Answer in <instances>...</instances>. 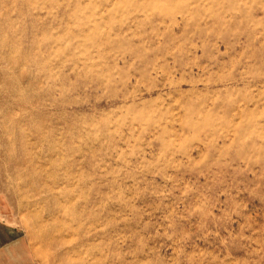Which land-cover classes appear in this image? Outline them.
Masks as SVG:
<instances>
[{"label": "rangeland", "instance_id": "1", "mask_svg": "<svg viewBox=\"0 0 264 264\" xmlns=\"http://www.w3.org/2000/svg\"><path fill=\"white\" fill-rule=\"evenodd\" d=\"M0 213L36 264H264V0H0Z\"/></svg>", "mask_w": 264, "mask_h": 264}, {"label": "crops", "instance_id": "2", "mask_svg": "<svg viewBox=\"0 0 264 264\" xmlns=\"http://www.w3.org/2000/svg\"><path fill=\"white\" fill-rule=\"evenodd\" d=\"M0 264H36L34 253L22 230L0 213Z\"/></svg>", "mask_w": 264, "mask_h": 264}]
</instances>
